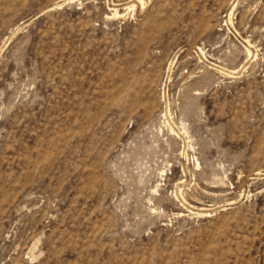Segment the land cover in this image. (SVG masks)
<instances>
[{
	"label": "rangeland",
	"instance_id": "374dc122",
	"mask_svg": "<svg viewBox=\"0 0 264 264\" xmlns=\"http://www.w3.org/2000/svg\"><path fill=\"white\" fill-rule=\"evenodd\" d=\"M0 264H264V0H0Z\"/></svg>",
	"mask_w": 264,
	"mask_h": 264
},
{
	"label": "bare ground",
	"instance_id": "6f19581e",
	"mask_svg": "<svg viewBox=\"0 0 264 264\" xmlns=\"http://www.w3.org/2000/svg\"><path fill=\"white\" fill-rule=\"evenodd\" d=\"M141 4H142V1L140 2ZM144 4V3H143ZM118 15V14H117ZM114 16V15H113ZM230 20V19H229ZM250 52V51H249ZM249 54V53H248ZM170 127V126H169ZM170 131H172V130H170ZM169 132V131H168Z\"/></svg>",
	"mask_w": 264,
	"mask_h": 264
}]
</instances>
